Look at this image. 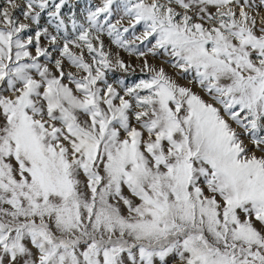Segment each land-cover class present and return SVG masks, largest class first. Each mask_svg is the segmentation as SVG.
<instances>
[{
    "label": "snow or ice",
    "instance_id": "snow-or-ice-1",
    "mask_svg": "<svg viewBox=\"0 0 264 264\" xmlns=\"http://www.w3.org/2000/svg\"><path fill=\"white\" fill-rule=\"evenodd\" d=\"M264 0H0V264H264Z\"/></svg>",
    "mask_w": 264,
    "mask_h": 264
},
{
    "label": "rangeland",
    "instance_id": "rangeland-1",
    "mask_svg": "<svg viewBox=\"0 0 264 264\" xmlns=\"http://www.w3.org/2000/svg\"><path fill=\"white\" fill-rule=\"evenodd\" d=\"M81 2H82V3H85L86 0H81ZM96 2H98V0H96ZM257 2H258V0H257ZM259 11H261V13L264 14V9H261V10H259Z\"/></svg>",
    "mask_w": 264,
    "mask_h": 264
}]
</instances>
